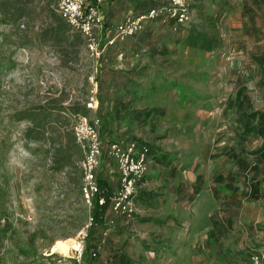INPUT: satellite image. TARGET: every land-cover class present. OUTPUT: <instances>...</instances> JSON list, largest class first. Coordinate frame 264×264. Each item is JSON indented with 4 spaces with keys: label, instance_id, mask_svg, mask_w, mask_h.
<instances>
[{
    "label": "rangeland",
    "instance_id": "rangeland-1",
    "mask_svg": "<svg viewBox=\"0 0 264 264\" xmlns=\"http://www.w3.org/2000/svg\"><path fill=\"white\" fill-rule=\"evenodd\" d=\"M168 1L112 0L111 17L125 22ZM190 2L192 29L220 41L212 52L180 43L191 27L175 30L174 24L149 22L142 33L110 46L97 61L85 39L73 46L78 32H59L57 0H23L27 18L17 23L0 13V264H81V247L68 255L54 250L58 241L81 246L91 219L77 149H72V164L60 169L78 115L101 119L106 157L98 177L108 180L114 193L121 176L107 155L109 145L143 140L157 149L135 199L136 217L108 214L107 226L96 229L92 240L91 252H98L93 262L111 257L115 248L132 256H156L158 248L151 250L156 247L141 239L142 218H154L150 226L171 232L190 225L189 220L203 226L211 217L232 227L241 212L260 213L258 227L264 231V140L241 143L239 113L230 105L246 88L253 110L264 112V0ZM106 28L98 30L103 40L111 29ZM141 34L150 40L138 38ZM142 40L135 59L149 66L139 88L142 98L117 100L108 92L103 66L125 65L127 58L118 60L119 53ZM96 84L97 111L88 107ZM55 106L64 112H56L45 132L33 135L40 141L29 139L35 124L28 114L39 110L37 120L44 121ZM137 110L151 116L136 119ZM255 186L259 199L252 194ZM166 236L170 246L157 252L165 264L173 254L172 237Z\"/></svg>",
    "mask_w": 264,
    "mask_h": 264
},
{
    "label": "built area",
    "instance_id": "built-area-1",
    "mask_svg": "<svg viewBox=\"0 0 264 264\" xmlns=\"http://www.w3.org/2000/svg\"><path fill=\"white\" fill-rule=\"evenodd\" d=\"M108 1L57 0L58 13L74 31L84 37L90 55L97 61L102 59L110 46L142 33L149 22H162L163 24L173 22L176 26L175 30L188 29L194 25L195 18L190 0H169L166 4L157 6L134 19L109 29L106 40H103L99 36L98 30L105 28L106 19L102 12V6ZM95 88L96 97L91 98L88 107L97 111V84ZM73 131L78 144L84 151L81 191L86 204L92 208L95 199L102 192L98 177L105 154L101 119L96 117L90 120L85 116L78 115ZM108 156L118 164L121 176L119 189L110 199L109 213L132 220L137 215L135 199L138 195L139 185L150 171V148L138 142H116L109 145ZM99 203L101 206L106 205V198L101 197ZM92 225L93 219L91 218L90 224L81 235L80 263ZM105 235L108 236L109 232H106ZM94 256L96 257V254ZM248 264H264V251L253 254Z\"/></svg>",
    "mask_w": 264,
    "mask_h": 264
},
{
    "label": "crops",
    "instance_id": "crops-1",
    "mask_svg": "<svg viewBox=\"0 0 264 264\" xmlns=\"http://www.w3.org/2000/svg\"><path fill=\"white\" fill-rule=\"evenodd\" d=\"M111 2L112 0H109V2L102 6V12L106 19L105 28L107 27L108 29L123 23H117V20L114 21V17H111V12L113 11L110 5ZM105 33H107V30ZM149 35L151 36V34ZM175 36L178 37V35ZM138 38L147 39L148 37L141 34ZM143 44L145 43L136 42L133 47L127 48V50L119 53L118 60L123 57L127 58L125 65L106 64L103 66L109 73L107 79L108 92L111 95L115 94L120 97V99L117 100H141L142 98L139 88L140 85L146 83L144 80L147 77L146 70L149 66L135 63V59L139 45L143 46ZM163 51L164 50H159L158 53L162 54ZM106 52L103 56H105ZM156 52L155 50L154 53ZM169 52L174 54L172 50ZM131 56L132 58H130ZM140 144L148 146V143L145 142ZM109 159L111 158L109 157ZM150 159L151 167L152 159H154L152 152L150 153ZM104 160L105 154L101 169L104 166ZM112 164L119 170L118 164L114 160H112ZM147 176L139 185L138 190L142 189L146 184ZM260 215V213L259 216L252 213L249 217L245 212H241L238 216L239 220L237 224L232 227L227 224L220 226L218 221H211V217L209 224L203 226L196 225L193 221L189 220L190 225H185L182 228L176 227L172 229L171 232L165 231L162 228L150 226L152 223L157 222L154 218H142L138 215L142 218L141 223L143 224V231L142 234H140L141 239L147 246L156 247L151 248V250L158 248L157 251L155 250L156 256H132L125 251L117 252L115 248L116 251L110 250L114 255L108 257L106 260L96 262V264H165V260L162 259L160 254L157 255V252H159L160 246H162L161 249L165 246H170V237L166 235L172 237L173 246V254L166 259L167 264H223L221 260L224 259L234 261L233 264H248L253 254L264 251V231L260 232V227H258V225L262 223ZM163 224L164 222H161L160 225ZM224 232L229 233L228 238L224 236ZM163 241L165 242L163 243ZM212 243L214 246H212ZM216 245L220 246V248L216 249ZM213 247L215 248L213 249ZM200 252L204 255L203 259L202 256L199 255ZM153 254L155 255V253Z\"/></svg>",
    "mask_w": 264,
    "mask_h": 264
},
{
    "label": "trees",
    "instance_id": "trees-1",
    "mask_svg": "<svg viewBox=\"0 0 264 264\" xmlns=\"http://www.w3.org/2000/svg\"><path fill=\"white\" fill-rule=\"evenodd\" d=\"M23 0H0V4L3 5V7H0V13L9 16L15 23L22 21L23 19L27 18L26 15V8H23ZM166 4V3H164ZM163 5V4H162ZM160 6V5H158ZM157 7V6H155ZM153 7V8H155ZM153 8L148 9L151 10ZM147 12V11H146ZM145 13V12H144ZM143 14V13H142ZM141 15V14H140ZM58 21L62 27V30L59 31L64 34H69L71 32V27L66 23V21L61 17L57 16ZM162 23V22H159ZM163 24V23H162ZM173 24V22L171 23ZM170 24V25H171ZM189 32V35L186 37L184 41H181L180 43H183L184 45L193 47V48H200L202 50H205L207 52H212L216 48L220 46V41L216 38H212L209 35L198 31L197 29H192ZM108 29V28H106ZM184 29V28H180ZM178 29V30H180ZM190 29V28H188ZM64 39V38H61ZM66 42L70 41V38H65ZM83 36L80 33H77L75 36V40L73 42V46H76L77 44L81 45L84 43ZM64 41V40H63ZM62 41V42H63ZM144 42V41H142ZM141 42V43H142ZM108 49V48H107ZM253 99L250 98L249 93L247 92L246 88H241L239 92L236 95V98L232 101L230 104L232 108L236 109V111L239 113V126H240V141L241 143H246L252 138H261L264 140V112L260 111H254L253 110ZM39 110L31 111L28 114V118L31 119L34 122V128L29 130V139L38 142L41 140V138L36 137L33 135L35 133H40V131H44L47 128L46 123L47 120L49 121L50 118L52 119L54 117V114L58 112V114H61L64 112V110L59 109L58 107H52L50 108V114L46 117L44 121L37 120V118L40 117V114H37L36 112ZM86 110H77L76 114L84 113ZM86 113V112H85ZM136 117V119H143L145 116L150 117V112L143 110H137L133 113ZM103 135V127L101 131ZM32 134V135H31ZM67 134V133H66ZM65 134V135H66ZM74 137V138H73ZM67 139H69V142L67 140L66 146H63V151L67 152L63 157L61 158V161L63 162V165H61L60 169L63 170L66 166H69L72 164V149H77L78 153V160L83 161L84 160V151L82 147L78 144L75 136L71 135V133L67 134ZM121 142H138V143H144L143 140H131V141H121ZM116 143V142H115ZM150 147V153L155 154L157 152V149L155 146H152L148 144ZM72 147V148H71ZM106 157V155H105ZM111 160V159H110ZM239 163H241L243 166H246V161L238 160ZM112 162V160H111ZM110 162V163H111ZM82 180H83V172H82ZM225 180V178H224ZM100 187H101V193L100 195L95 199L94 206L91 208V218L93 219V225L90 227L89 230V237L86 241V248L84 250L81 264H96L94 261V254H96V257H98V253L95 251L94 254H92V249L94 245L92 244V240L95 238L96 235V229L98 228H104L107 225L108 222V213L111 207V197L115 194L113 188L110 186L108 180H100ZM254 197L256 199L260 198V189L258 186L254 187V190L252 192ZM101 197H105L107 200L106 205L101 206L99 203V199ZM108 232V230L106 231ZM105 232V233H106ZM99 250V249H98ZM91 252V253H90ZM91 256V257H90Z\"/></svg>",
    "mask_w": 264,
    "mask_h": 264
},
{
    "label": "bare ground",
    "instance_id": "bare-ground-1",
    "mask_svg": "<svg viewBox=\"0 0 264 264\" xmlns=\"http://www.w3.org/2000/svg\"><path fill=\"white\" fill-rule=\"evenodd\" d=\"M79 249V244L74 240L58 241L54 247V250L56 252H59L64 255H68L72 250L78 251Z\"/></svg>",
    "mask_w": 264,
    "mask_h": 264
}]
</instances>
